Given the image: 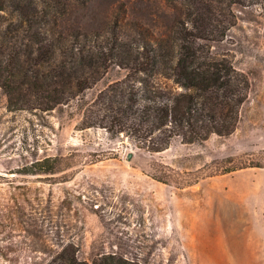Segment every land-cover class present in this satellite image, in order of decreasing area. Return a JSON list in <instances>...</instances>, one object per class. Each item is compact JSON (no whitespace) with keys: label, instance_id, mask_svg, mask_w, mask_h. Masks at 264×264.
I'll use <instances>...</instances> for the list:
<instances>
[{"label":"rangeland","instance_id":"374dc122","mask_svg":"<svg viewBox=\"0 0 264 264\" xmlns=\"http://www.w3.org/2000/svg\"><path fill=\"white\" fill-rule=\"evenodd\" d=\"M57 1L5 0L0 60L15 35L31 49L29 35L51 27L42 16L56 11ZM170 1L180 2L72 0L69 8L83 29L102 33L119 14L122 32L137 38L134 21L157 34L165 30L174 15ZM35 10L40 17L32 25L13 17ZM234 10L235 24L210 42L213 53L229 57L250 81L228 136L193 143L175 138L167 149L149 152L98 127L77 129V100L49 112L8 110L0 88V264H48L67 244L87 261L117 253L142 264H264V0ZM123 74L110 69L83 100ZM46 156L67 157L66 165L54 173H24ZM227 157L259 166L211 175Z\"/></svg>","mask_w":264,"mask_h":264},{"label":"trees","instance_id":"16d2710c","mask_svg":"<svg viewBox=\"0 0 264 264\" xmlns=\"http://www.w3.org/2000/svg\"><path fill=\"white\" fill-rule=\"evenodd\" d=\"M178 1L169 2L174 15L159 34L134 21L137 38L122 32L119 14L105 33L85 30L69 8L74 6L72 0L55 2L56 11L42 16L51 27L41 26L29 35L31 49L27 51L21 41L16 43L15 35L14 44L0 60V88L8 110L49 112L77 100L81 109L77 129L98 127L112 136L127 137L149 152L167 149L175 138L193 143L214 134L230 135L238 124L250 81L229 57L213 53L210 42L223 39L235 24V6L262 5L263 0ZM4 7L5 0H0V10ZM13 17L22 26L32 25L40 16L35 10ZM112 68L123 71V76L107 83L90 101L83 100L85 90ZM66 158L37 159L24 173L57 172L66 165L62 163ZM222 161L214 164L211 175L259 166L240 157ZM48 264L142 263L117 253L80 260L67 244Z\"/></svg>","mask_w":264,"mask_h":264},{"label":"water","instance_id":"95a60500","mask_svg":"<svg viewBox=\"0 0 264 264\" xmlns=\"http://www.w3.org/2000/svg\"><path fill=\"white\" fill-rule=\"evenodd\" d=\"M132 151H129L127 154H126V159H130L132 157Z\"/></svg>","mask_w":264,"mask_h":264}]
</instances>
